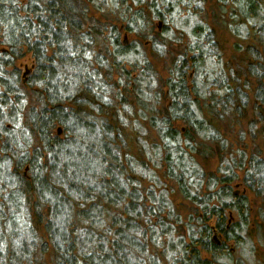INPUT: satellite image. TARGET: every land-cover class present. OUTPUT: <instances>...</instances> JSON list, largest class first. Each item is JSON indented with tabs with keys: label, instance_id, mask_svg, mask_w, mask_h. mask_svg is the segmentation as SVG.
Masks as SVG:
<instances>
[{
	"label": "trees",
	"instance_id": "obj_1",
	"mask_svg": "<svg viewBox=\"0 0 264 264\" xmlns=\"http://www.w3.org/2000/svg\"><path fill=\"white\" fill-rule=\"evenodd\" d=\"M235 1L254 31L231 76L184 49L162 80L169 49L120 40L143 41L142 0H0V264H241L242 170L264 242V152L216 163L225 128L264 148V0Z\"/></svg>",
	"mask_w": 264,
	"mask_h": 264
},
{
	"label": "rangeland",
	"instance_id": "obj_2",
	"mask_svg": "<svg viewBox=\"0 0 264 264\" xmlns=\"http://www.w3.org/2000/svg\"><path fill=\"white\" fill-rule=\"evenodd\" d=\"M168 1L169 0H167V2ZM142 2L145 5H149L150 0H142ZM171 3V15H166L165 17L166 20L172 19L175 21V24L173 22L174 27L172 28L170 23L169 27H171L172 33L176 37L166 39L165 36H162L163 38H158V41H160L159 47L169 49L167 50L169 51V55L164 56V60L162 59V61L158 64V72L161 76V79L163 80L164 78H167L168 65L175 61L174 59H176L175 52H183L184 49H190L189 47H191V44H193L192 40H196L197 43V37L200 36L199 43L200 45H204V50L207 53V58L204 62V68H209L211 70H216V68L221 70L225 69L224 75L229 78L231 76L229 68H234L236 70L235 67L238 65L232 64V62H234V60L239 55L236 50L243 49V47L245 48L246 43H248L245 40L247 38V40H249L250 36L253 37L254 31L253 29L251 30V28H249L247 32L246 27L240 29L239 20L243 18L239 11L240 1L172 0ZM167 4H170V2ZM137 9L140 10L142 8L138 6ZM164 10V6H160V12H164ZM133 12L135 11L131 10V13ZM250 23V27H252V22ZM153 24L155 26L157 21H154ZM117 25L121 28L120 40L125 46L130 47L131 49H139L142 52H144V50L146 53L148 52L147 49H149V46L142 44L144 41H142L141 45L139 46L137 43V36H135L134 32L128 34L124 33L125 30L122 28L123 26H126V24L121 21L118 22ZM247 26H249V24ZM237 29H239L238 34L234 32ZM194 30L201 32L200 35H191ZM203 32L204 34L202 35ZM190 57L193 56L191 55ZM30 63L31 60L28 56L18 63V67L23 73L24 79L29 75L26 70L29 69ZM232 65L235 66L232 67ZM190 78H192V75ZM230 81L234 82L233 78H231ZM200 82H202V80ZM165 101L167 102V99ZM246 128L247 127L242 128L238 125L230 129L225 128L223 136H225L226 139H229V145H227V148L225 147V149L222 150L221 158H217V164L221 162L222 165H225L228 161H230L232 164H238L241 159L240 154H238L239 149H245L247 155L253 154L252 152L257 148L264 152V148L262 146L263 142L259 139V137L256 139V141H253L251 139V132H247ZM241 129H244V134L242 133L243 131L241 132ZM240 135H245V138L242 141L243 143H241ZM246 146H248L247 150L244 148ZM217 167L218 165H216L214 169ZM234 175L235 183L232 185L234 194L237 196H245L250 201L251 216L249 217L248 228L251 230V233L247 232L248 234L244 235L245 241L243 242V247H238L234 242L230 241L227 244V248L233 255V259L238 260L239 262L241 261V264H264V242L261 239L262 236H260L262 230L259 231V225L262 224V221L258 216L261 203L259 200H257V202L254 200V193L251 192L249 186L243 182L245 171H235ZM236 217L237 216L234 213L229 214V218H231L232 222L236 221Z\"/></svg>",
	"mask_w": 264,
	"mask_h": 264
},
{
	"label": "flooded vegetation",
	"instance_id": "obj_3",
	"mask_svg": "<svg viewBox=\"0 0 264 264\" xmlns=\"http://www.w3.org/2000/svg\"><path fill=\"white\" fill-rule=\"evenodd\" d=\"M171 1L172 0H169L167 2V0H166V3L170 2V4H167L168 6L164 7V9H165L164 12H160V6H162L161 0H150L149 5L143 4L144 15H139V16L134 17V21H136L137 23L140 20L145 21L146 19H149L151 21L147 27L145 26V24L142 21H140L141 26H140V30H139L140 33L144 36L143 37L144 42L142 44H144V45L146 44L147 46H149V49H164V47H159L160 41H158V38H163L162 36H165L166 39L176 37L173 35L171 27H169L170 26L169 23H170L172 28H173L175 21L172 19L171 20L169 19L170 21L166 20V17H165L166 15H169V16L171 15V12H172L171 11V8H172ZM174 1H178V0H174ZM151 2H153V3H151ZM152 5H153V7H152ZM150 7L152 8L151 10H150ZM140 17H142V18H140ZM154 21H157V24L155 26L153 24ZM173 22H174V24H173ZM124 27L125 26H123L122 29H125ZM124 33L128 34V32L126 30ZM200 33L201 32H197V30H194V32L191 35L198 36V35H200ZM203 34H204V32L202 33V35ZM200 37H197V43H196V40L195 41L192 40L193 44H191V47H189L190 49H204L205 48L204 45H200V43H199ZM137 41H138L137 42L138 45L140 46L142 39H140L138 37ZM133 49H135V48H133Z\"/></svg>",
	"mask_w": 264,
	"mask_h": 264
},
{
	"label": "water",
	"instance_id": "obj_4",
	"mask_svg": "<svg viewBox=\"0 0 264 264\" xmlns=\"http://www.w3.org/2000/svg\"><path fill=\"white\" fill-rule=\"evenodd\" d=\"M214 240H215L217 243H219V242L217 241V237H216V236H214Z\"/></svg>",
	"mask_w": 264,
	"mask_h": 264
},
{
	"label": "bare ground",
	"instance_id": "obj_5",
	"mask_svg": "<svg viewBox=\"0 0 264 264\" xmlns=\"http://www.w3.org/2000/svg\"><path fill=\"white\" fill-rule=\"evenodd\" d=\"M217 241H218V239H217ZM219 242V241H218ZM217 243V242H216ZM218 244V243H217Z\"/></svg>",
	"mask_w": 264,
	"mask_h": 264
}]
</instances>
